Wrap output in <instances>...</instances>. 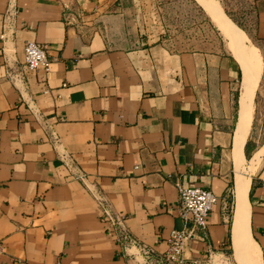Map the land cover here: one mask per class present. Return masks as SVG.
Listing matches in <instances>:
<instances>
[{"label": "crops", "instance_id": "obj_1", "mask_svg": "<svg viewBox=\"0 0 264 264\" xmlns=\"http://www.w3.org/2000/svg\"><path fill=\"white\" fill-rule=\"evenodd\" d=\"M132 4L0 0V264H139L140 251L109 233L93 192L126 214L133 237L165 252L183 226L179 184L218 197L189 258L213 248L239 264L248 244L264 264V155L254 136L263 73L242 141L243 75L229 48L151 40ZM258 18L259 47L251 43L261 54L264 10ZM30 41L47 49L48 74L25 66ZM244 175L248 227L237 244Z\"/></svg>", "mask_w": 264, "mask_h": 264}, {"label": "built area", "instance_id": "obj_2", "mask_svg": "<svg viewBox=\"0 0 264 264\" xmlns=\"http://www.w3.org/2000/svg\"><path fill=\"white\" fill-rule=\"evenodd\" d=\"M25 66L29 69H42L48 74L52 67V60L47 49L35 41L28 42L25 46ZM54 138L57 142L60 141L55 134ZM72 162L69 158V164ZM78 178L86 180L83 172L79 173ZM177 189L180 202L179 215L183 226L170 231L168 249L165 252H157L133 237L125 223L126 214L115 211L101 190H94L93 196L103 220L109 226V233L115 234L116 240L126 248L134 247L140 251L139 264H232L227 253L213 248H209L206 254L196 259L187 256V250L194 240L204 241L206 239L209 217L218 202V197L213 191L203 186L184 187L179 184ZM1 251L2 244L0 243V253Z\"/></svg>", "mask_w": 264, "mask_h": 264}, {"label": "rangeland", "instance_id": "obj_3", "mask_svg": "<svg viewBox=\"0 0 264 264\" xmlns=\"http://www.w3.org/2000/svg\"><path fill=\"white\" fill-rule=\"evenodd\" d=\"M216 1L224 11L223 0ZM225 1L230 14L226 10L224 13L226 12L235 22L237 20L242 27L225 13L237 27L252 35L249 39L259 47L254 33L258 28L259 13L264 10V0ZM130 3L132 4V0ZM132 6L139 17L142 34L149 35L151 40L164 43L170 48L196 46L205 49H220L225 45L228 48L226 39L198 0H138ZM261 54L264 61V52ZM258 101L260 108L257 112L254 136L262 145L257 151L263 148L259 158L264 154V71Z\"/></svg>", "mask_w": 264, "mask_h": 264}, {"label": "bare ground", "instance_id": "obj_4", "mask_svg": "<svg viewBox=\"0 0 264 264\" xmlns=\"http://www.w3.org/2000/svg\"><path fill=\"white\" fill-rule=\"evenodd\" d=\"M198 2L224 36L229 50L241 66L243 91L240 99L241 111L238 135L240 140L245 141L244 139L249 132L253 118L255 93L258 89L264 69L262 56L259 50L251 43L247 35L227 17L216 0H198ZM242 141L240 142L242 143ZM262 151H260L256 157H258ZM249 185L250 177L247 175L239 176L236 189L238 206L235 219V239L237 244L241 242L244 243L243 241H245L248 227L249 203L247 201V192ZM240 255L239 249H237V260L239 264H260L255 246H248L247 244L246 257L241 258Z\"/></svg>", "mask_w": 264, "mask_h": 264}, {"label": "trees", "instance_id": "obj_5", "mask_svg": "<svg viewBox=\"0 0 264 264\" xmlns=\"http://www.w3.org/2000/svg\"><path fill=\"white\" fill-rule=\"evenodd\" d=\"M223 2H224V4H225V10H226V12H227L228 14H230L229 11H228V9H227L226 1L223 0ZM225 10H224V11H225ZM226 12H225V13H226ZM227 13H226V14H227ZM228 14H227V15H228ZM228 16H229V15H228ZM229 17H230V16H229ZM230 18H231V17H230ZM231 19H232V18H231ZM232 20H233V19H232ZM233 21H234V20H233ZM234 22H235V21H234ZM236 22L240 25V23H239L237 20H236ZM236 22H235V23H236ZM240 26H241V25H240ZM241 27H242V26H241ZM244 31H245V30H244ZM245 32H246V31H245ZM246 34H247V33H246ZM248 35H249V34H247V36H248ZM249 36H250V35H249ZM249 36H248V37H249ZM256 47H258V46L256 45ZM262 56H263V55H262Z\"/></svg>", "mask_w": 264, "mask_h": 264}]
</instances>
